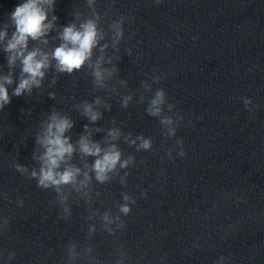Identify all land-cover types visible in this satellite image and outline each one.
<instances>
[{"label": "clouds", "instance_id": "obj_1", "mask_svg": "<svg viewBox=\"0 0 264 264\" xmlns=\"http://www.w3.org/2000/svg\"><path fill=\"white\" fill-rule=\"evenodd\" d=\"M51 2L52 0H25V2L19 3L14 11L10 13V19L14 23L15 32L5 50L14 53V55L9 57V64L15 63L17 58L22 59V72L28 76V78L20 80L13 91L14 96H20L25 91L31 92L33 85L39 86L40 79L44 76L43 69L48 67L47 55L41 56L38 51L28 52L25 55L24 50L27 47L29 37L36 40L44 36L51 26L50 23H45L47 20V12L43 7L44 4H50ZM55 19L56 17L54 16L53 20ZM124 19L125 18L122 17L111 26L115 31L117 42L124 37ZM4 35L5 33H0V39H3ZM61 39L64 43L55 49L52 53V57L56 60L58 71L71 74L75 70L81 69L86 62L91 59L93 49L103 37L99 33L96 22L88 20L83 23L79 29H77L75 25L64 27L61 33ZM105 47H107V45H105ZM93 75L96 83L103 86L104 72L100 70L99 62L97 63ZM109 75H111L110 72ZM153 79L155 82L159 83L161 77L156 76ZM4 80L7 84L12 83L10 77H5ZM131 99L132 97L130 95L125 96L122 101V106L127 107ZM10 103L11 98L7 88L4 84H0V110ZM96 103L98 104L99 100H97ZM166 103L165 90L163 88H158L148 103L146 113L152 117H161L160 123L169 126L168 135L175 136L176 128L172 127L174 123L173 118L162 116L164 110L163 106ZM244 104L245 107H248L252 104V101L245 98ZM173 107L174 105L168 104L169 110ZM83 114L92 122L100 118V113L95 111L93 105L87 102L84 104ZM181 119H183V117H181ZM72 127L73 123L67 117L60 118L53 114L51 122L47 125L45 136L43 138H37V143H40L45 148V152L41 157L42 166L39 173L36 171L31 173V176L37 179L38 187L47 189L55 186L58 191L61 185H68L76 182V175L79 169L69 167L63 171L57 170L65 160V157H70L74 151L73 145L69 142L70 138L64 135V133ZM109 135L115 140L119 138L121 132L119 129H112ZM126 141H129L132 145H136L137 151L141 149L148 151L152 148L151 139H146L143 135H138L135 139H131L130 136L126 137ZM137 141H139L138 144ZM177 143L183 148L182 140H178ZM79 144L82 153L99 157L93 164V170L95 171L96 180L101 183L109 179L108 173L113 172L118 164L120 168H127L130 164L135 162L133 156H129L127 159L122 160V153L114 144L107 150H104L103 155H101L102 149L99 144L90 142L87 137H81ZM179 155L183 157L185 156V152L182 150ZM16 167L17 171H26V169L20 165ZM87 180L88 176L87 173H85V181L81 183L86 184ZM146 194L145 192L144 195ZM124 200L126 203L120 206V212L127 216L132 211L129 203L135 205L136 200L130 198L127 194L124 195ZM61 202L63 203V199ZM22 203L21 201V204ZM64 211L68 212L69 209L65 208ZM62 218L66 219V217L63 216ZM104 219H109L107 214H105ZM116 219H119V217ZM4 223L7 224V221L5 220ZM14 255V253H11L9 259Z\"/></svg>", "mask_w": 264, "mask_h": 264}]
</instances>
